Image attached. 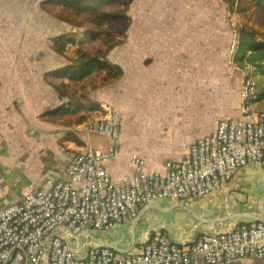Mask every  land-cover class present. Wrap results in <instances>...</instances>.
Segmentation results:
<instances>
[{
  "label": "crops",
  "instance_id": "1",
  "mask_svg": "<svg viewBox=\"0 0 264 264\" xmlns=\"http://www.w3.org/2000/svg\"><path fill=\"white\" fill-rule=\"evenodd\" d=\"M47 2L0 0L1 207L18 202L47 177L66 178L70 150L92 145L87 144L91 133L98 134L92 146L107 149V134L89 127L99 111L95 102L107 101L121 113L120 149L106 163L117 181L132 173L134 154L143 157L148 168L163 173L166 162L180 160L195 141L214 131L219 119L240 114L239 87L244 75L253 78L254 66L245 58L239 62L238 51L239 69L228 68L231 25L228 33L213 30L212 16L185 13L182 0H131L122 7L123 20L105 25L110 29L111 23L123 21V27L111 28L121 33L112 38L111 48L102 43L95 49L86 47L98 44V38L60 54L49 45L50 38L91 25L69 10L51 15ZM249 32V36L240 32L239 49L244 40H261ZM90 56L99 57L92 72L71 82L81 84L82 90L77 85L58 89L59 80L46 76ZM260 101L264 99L253 105L263 107ZM58 109L61 114L56 115ZM81 130L85 138L79 136ZM258 220L264 222V165L253 162L204 197L159 199L140 204L128 223L109 229L89 227L77 234L63 229L61 234L75 255L83 257L90 248L102 246L134 253L154 232L192 245L203 233ZM190 264L207 263L194 258ZM231 264H264V256L238 257Z\"/></svg>",
  "mask_w": 264,
  "mask_h": 264
},
{
  "label": "built area",
  "instance_id": "2",
  "mask_svg": "<svg viewBox=\"0 0 264 264\" xmlns=\"http://www.w3.org/2000/svg\"><path fill=\"white\" fill-rule=\"evenodd\" d=\"M226 50L230 71L239 69V25L234 15ZM257 88L244 75L239 87L240 114L219 119L214 131L200 137L163 173L148 168L138 154L131 157L132 173L116 180L106 163L119 152L121 113L103 101L92 131L109 138L106 150L90 145L70 150L67 177H47L31 186L18 202L0 206V264H190L201 258L207 264H231L243 256H264V222H241L224 232L203 233L192 245L171 242L154 232L144 247L125 253L110 247H92L77 257L61 231L80 233L89 227L109 229L128 223L140 204L155 200L197 199L220 189L250 163L264 165V107L256 108ZM131 169V170H132Z\"/></svg>",
  "mask_w": 264,
  "mask_h": 264
},
{
  "label": "trees",
  "instance_id": "3",
  "mask_svg": "<svg viewBox=\"0 0 264 264\" xmlns=\"http://www.w3.org/2000/svg\"><path fill=\"white\" fill-rule=\"evenodd\" d=\"M113 0H49V5H58L64 10H69L75 16H82L84 20L91 25L84 29V31H69L62 35L55 36L49 39V45L52 49L60 54L66 53V51L77 43L85 44L90 40L102 39L101 43L106 48H111V40L114 37L120 35V31L117 29H107L109 26H105L108 21L123 20L125 15L123 11L113 12L108 9H104V6L109 5ZM131 0L124 2L123 7L126 6ZM241 0H224L227 6L231 9L238 6ZM249 3L258 8L261 12H264V0H248ZM242 9H245L244 7ZM73 24L74 21L70 20ZM83 22H80L82 24ZM112 28V26H111ZM242 36H249L251 33L245 29H241ZM253 33V32H252ZM264 37V33H261ZM121 40V39H120ZM229 43V42H228ZM250 53L247 55V51ZM247 61H253V69L250 75L254 78L258 99L264 98V39L253 42L251 40H244L239 49V62L243 59ZM99 60L98 56H90L87 59L77 60L76 63H69L60 68L47 73V77L51 80H59V84L56 85L58 89L70 86L71 82L80 81L85 76L90 74ZM48 80V79H47ZM51 83L50 80H48ZM92 107V109H94ZM54 113V112H53ZM56 115L61 114V109L56 110ZM47 116L52 114L46 113ZM84 114H82L83 116Z\"/></svg>",
  "mask_w": 264,
  "mask_h": 264
},
{
  "label": "rangeland",
  "instance_id": "4",
  "mask_svg": "<svg viewBox=\"0 0 264 264\" xmlns=\"http://www.w3.org/2000/svg\"><path fill=\"white\" fill-rule=\"evenodd\" d=\"M125 1L127 0H113L109 3V5L104 6L103 8L113 12L124 11L125 8L122 9V7ZM182 1L185 2L184 4H181L185 13H201L207 17L212 16L211 26L213 30L227 31L228 33L230 29L228 18L230 17L231 14H233L236 23L239 25V32L241 31V29H246L252 31L255 37L264 39V37L261 35V33H264V12H261L260 10H258L257 7L251 5L248 0H241L240 3H238L237 7L232 8L234 10H231L224 2V0H182ZM21 3L23 4V1ZM105 4H107L106 0L103 3V5ZM243 7L245 9H242ZM46 10L48 11V13L54 16L67 14V11H64V9H62L58 5H47ZM36 12L40 13L37 7H36ZM167 12H171V11L168 10ZM68 13L70 14L71 11H69ZM219 19H221L222 21L220 22ZM111 26L112 28H115L117 26L123 27V21H121L120 23L119 22L111 23ZM107 29H109V27ZM101 42H102L101 39H99L97 42L98 44H93L92 46H86V47H88V49L89 47L95 49L99 46H102ZM38 82L39 80L36 81V83ZM75 85H77L82 90L81 84H71L70 86L74 87ZM86 92H89V90H86ZM91 99L94 101L93 96L91 97ZM95 103H97L96 107L99 108L100 103L99 102H95ZM260 105L263 106L264 102L260 101ZM97 115H99V113H96V116ZM93 117L94 116H92L91 118ZM79 136L81 138H85V133L83 130L79 131ZM96 136H98L97 133H91V140L88 141L87 144H92L95 146ZM101 140L103 143L106 142L104 138H102Z\"/></svg>",
  "mask_w": 264,
  "mask_h": 264
},
{
  "label": "water",
  "instance_id": "5",
  "mask_svg": "<svg viewBox=\"0 0 264 264\" xmlns=\"http://www.w3.org/2000/svg\"><path fill=\"white\" fill-rule=\"evenodd\" d=\"M156 201V200H155ZM175 201V200H174ZM258 221H260V220H258ZM263 222V221H262ZM153 234V233H152ZM151 236V235H150ZM167 237H168V239L171 241V242H173V243H175V241H177V239H178V243H180L179 245H181V244H186V242L187 241H185V240H183V238H179V237H177V238H174V237H172L171 235L170 236H168L167 235ZM195 239H193L191 242H193ZM178 243H176V244H178ZM109 247V246H108ZM111 248V247H110ZM114 249V248H113ZM117 250V249H116ZM128 253V252H127Z\"/></svg>",
  "mask_w": 264,
  "mask_h": 264
},
{
  "label": "flooded vegetation",
  "instance_id": "6",
  "mask_svg": "<svg viewBox=\"0 0 264 264\" xmlns=\"http://www.w3.org/2000/svg\"><path fill=\"white\" fill-rule=\"evenodd\" d=\"M257 99H258V95H257ZM256 108H262V107H258V106H256Z\"/></svg>",
  "mask_w": 264,
  "mask_h": 264
},
{
  "label": "clouds",
  "instance_id": "7",
  "mask_svg": "<svg viewBox=\"0 0 264 264\" xmlns=\"http://www.w3.org/2000/svg\"><path fill=\"white\" fill-rule=\"evenodd\" d=\"M228 46V45H227ZM227 50V49H226ZM238 51H239V49H238Z\"/></svg>",
  "mask_w": 264,
  "mask_h": 264
}]
</instances>
